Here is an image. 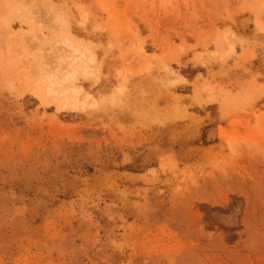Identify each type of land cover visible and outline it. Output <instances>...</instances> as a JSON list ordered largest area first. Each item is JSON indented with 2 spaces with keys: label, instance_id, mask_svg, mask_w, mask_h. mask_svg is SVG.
Instances as JSON below:
<instances>
[{
  "label": "rangeland",
  "instance_id": "obj_1",
  "mask_svg": "<svg viewBox=\"0 0 264 264\" xmlns=\"http://www.w3.org/2000/svg\"><path fill=\"white\" fill-rule=\"evenodd\" d=\"M0 264H264V0H0Z\"/></svg>",
  "mask_w": 264,
  "mask_h": 264
},
{
  "label": "bare ground",
  "instance_id": "obj_2",
  "mask_svg": "<svg viewBox=\"0 0 264 264\" xmlns=\"http://www.w3.org/2000/svg\"><path fill=\"white\" fill-rule=\"evenodd\" d=\"M212 134H214V133H212ZM211 136V135H210ZM214 137V136H213Z\"/></svg>",
  "mask_w": 264,
  "mask_h": 264
}]
</instances>
